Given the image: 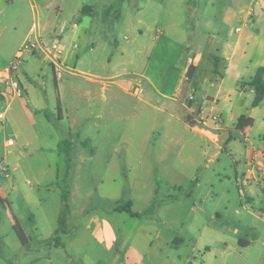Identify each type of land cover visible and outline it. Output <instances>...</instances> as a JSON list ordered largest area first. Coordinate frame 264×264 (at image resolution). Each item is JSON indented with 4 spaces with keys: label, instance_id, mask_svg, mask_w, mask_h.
Here are the masks:
<instances>
[{
    "label": "rangeland",
    "instance_id": "1",
    "mask_svg": "<svg viewBox=\"0 0 264 264\" xmlns=\"http://www.w3.org/2000/svg\"><path fill=\"white\" fill-rule=\"evenodd\" d=\"M236 2L238 0L0 1V60H6L8 65L26 41L37 17L43 27L58 13L66 21L78 20L80 28L89 27L79 40L75 66L79 73H66L58 79L53 68L41 63V57L31 59L29 56L23 58L17 72L25 82L23 96L36 122L25 117V128L21 131L12 112L8 114L14 121L11 126L7 125L6 133L17 144L16 150L9 152L0 146V160H4L0 164V264H25L30 250L25 246L20 225H30L28 219L39 213L40 200L47 202L41 228L47 232L52 208L63 205L62 197H66L68 191L75 201L87 196L92 206L99 208L109 206L113 199L124 204L132 200L133 210L138 211L156 199L177 193L175 186L187 189L196 184V180L202 185L195 196L180 198L169 213L172 217H183L187 213L186 224L177 227L179 232L174 236L172 232L177 231L176 228L163 230L165 240L172 237L169 246L165 243L158 246L157 240L153 247L148 243L150 234L154 235L161 225L159 220L145 221L139 227L142 222L126 212L123 216L127 222L115 219L118 228L123 229L125 235L128 233L132 245L149 250L144 264H264L263 188L255 184L238 185L237 165L226 142L218 156L214 155L213 148L205 152V147L211 144L200 140L194 131L162 109L166 100L162 94L173 96L184 76L191 50H206L205 42L210 36H215L219 44L223 41L233 25L225 24L226 13ZM82 5L91 6L95 14L90 18L86 13H77ZM72 30L75 29L69 27L66 35ZM94 44H101L100 55L107 65L110 54L115 53L118 46L119 51L127 48L124 50L129 53L124 58L127 62L121 69L128 68L133 86L144 87L142 95H134L111 82L105 89L100 83L94 88L89 74L105 77L109 72L104 70L103 64L98 66L95 62L91 51ZM152 93L157 100L145 102L147 94ZM243 113L252 122L243 119L230 122L229 127L222 130L223 135L225 138L236 135L232 148H250L243 140L251 142L264 163V103L261 108L253 107L252 98L247 95ZM237 128L246 130L243 139L234 132ZM65 140L71 142L70 162L66 157ZM61 144L64 151L60 149ZM144 149L145 155H142ZM150 149H169V161H149L153 157H148L146 151ZM7 166L10 169L3 171ZM57 181L60 185L51 188ZM64 184L69 187L66 189ZM29 190L32 191L30 196ZM103 197L109 198L108 203L102 202ZM30 198L32 202L28 204ZM199 198H203L207 212H222L223 217L217 218L213 227L221 230V238L227 243H216L220 237L202 236L196 229V213L192 207L193 204L197 208L201 206ZM169 207L162 206V215L168 213ZM13 219L19 223L17 226L12 223ZM32 237L35 245V237ZM176 237L183 241L175 243ZM235 239H247L250 245L242 247ZM208 240L214 244L209 253L201 247ZM89 246L80 245L87 252V264H96L100 256H105L104 251L99 246L92 250ZM194 247L203 249L202 253ZM204 253L207 255L202 257Z\"/></svg>",
    "mask_w": 264,
    "mask_h": 264
},
{
    "label": "crops",
    "instance_id": "2",
    "mask_svg": "<svg viewBox=\"0 0 264 264\" xmlns=\"http://www.w3.org/2000/svg\"><path fill=\"white\" fill-rule=\"evenodd\" d=\"M250 10H253V14H250ZM79 12L86 13L85 15L88 17L95 14V10L91 6L86 5L78 8L77 13ZM64 21L66 19H62L58 13L52 21H47V24L43 28L44 33L48 37L55 35ZM225 24L233 25L227 31L225 38L220 44L215 41V36H210V40L205 42L207 46L206 50L203 48L200 51L191 50L192 55L188 57L183 73L184 76L180 79L179 85L176 86L173 96L162 94L163 97H166L162 109L168 111L169 115L173 119H176L177 122L184 124L185 127L194 131L200 140L206 143L209 142L211 145L205 147V152L213 148L215 151L214 155L218 156L224 150L225 147L223 145L226 142L231 147V153L237 165L236 179L238 185L242 187L243 184L250 186H254L255 184L264 190V163L261 161L262 159L257 147L244 139L243 141L250 145V148H232L233 143L237 140L235 138L236 135L231 138H225L222 132V130L224 131V129L229 127L228 123L230 122L234 123L235 120L240 121V119H243V121L252 120L243 113V109L246 106L247 95L251 96L252 102L255 97V89L250 85V81L256 75L259 68L264 69V0H238L232 8L227 10ZM80 27L81 25L78 27L79 29L72 30L71 33L65 36L68 48L64 60L68 66L75 69V66L78 64L76 56L78 54L79 40H81L82 34L86 35L89 28ZM140 32L141 34L143 33L142 30ZM75 44H78V48H75ZM100 46L101 44H94L91 51L93 52L94 59H96L95 62H98L97 65L101 66L103 64L104 70L107 69L109 72L105 77L96 73L89 74V79L94 83V88H97V84L100 83L103 84L102 89H105L107 83L111 82L112 84L119 85L120 88L126 91H130L129 88L133 86L134 81L129 77L130 72L128 68L123 67L121 69L127 62L124 60L126 55L129 54L124 51L127 48L123 47V50L119 51L118 46L115 53L110 54L107 65L105 61L103 62L100 55ZM29 57L31 59L41 57L43 59L42 64H48V67L54 69L53 65L48 63L38 52H32ZM6 66H8L7 61L0 60V70ZM191 68L193 69V74L189 77L188 71ZM40 70L44 71L43 68H40ZM89 71L92 73V69H89ZM24 74L27 75V73ZM18 76L26 89L21 74H18ZM262 76L264 82V71ZM191 91L195 94V100H191L189 97ZM26 100L24 96H14L11 98L6 119L0 122V146H3L6 152L16 150L14 147L17 144V141L12 145L8 144V140L12 138H9L6 133L7 125L11 126L12 120L16 119L18 127L23 131L25 128V117L29 118L32 123L36 122V118L27 106ZM156 100L154 93L147 94V99H144L148 103ZM263 103L264 100L257 107H263ZM10 112H12L13 119L8 115ZM245 131L242 128L234 129V132L239 134L238 137L240 139H243V136L246 134ZM201 148L204 149V146L202 145ZM144 151L145 149L141 151L142 155H145ZM169 151V149H150L146 151V155L153 157L149 161L166 163L169 161L167 159ZM182 152L180 150V153ZM4 159H7L6 154ZM3 162L4 160H0L1 165ZM8 168L9 166L3 167V171H6ZM56 173L57 175L59 174V169H57ZM51 185V188L56 189L60 183L57 181L56 185L54 183ZM201 185L202 183L196 180V184L187 189H184L183 186H175L177 193L168 195L162 200L156 199L155 202L149 203L148 206L141 210H133L140 214L138 217L133 216L129 212L117 211L115 209L118 204H124V201L113 199L109 202V206L99 208L98 206H92V201L87 196L79 197V201H75V199L71 198L72 193L68 191L67 199L62 197L63 205L61 207L56 206L54 209L52 208L53 213L50 216L51 225L47 232L41 230L44 225L43 209H45V203L47 202L40 200L37 203V209H40L39 213L36 214V217L28 219L30 220V225H20L23 241L27 249L30 250V252L27 251L24 263L87 264V252L80 245H90L89 248L91 250L97 249V246H99L104 251L103 254L105 256H100L96 264H144L147 259L146 252L149 250H142L132 245L128 233L125 235L123 229L118 228L115 219L127 222L128 220L123 216V213L126 212L142 222L139 227H142L145 221L152 222L153 219L159 220L161 225L155 229L154 235L150 234L151 238L148 240V243L150 247H153L155 243L158 246L163 245V243L169 246L172 243L170 242L172 237L165 240L163 238V230L170 231L172 227L176 228L177 231L173 229L172 232V236H174L179 232V228L177 227H182L186 224L184 217L187 216V213L183 217H178L177 215L172 217L169 215L173 205L180 198L194 197ZM47 186L49 187L50 185ZM63 186H66V189L69 187L68 184H64ZM31 192L30 190L28 191L29 196ZM108 199V197H103L102 202L105 203ZM245 199L250 200L251 198L245 197ZM200 200L201 206L197 208L193 204L194 206L192 207V210L196 213V229L202 236L215 235L221 238V230L213 227V224L217 222V218L223 217L222 212L220 210H215L214 213L207 212L203 198ZM31 202L32 198L27 199L28 204ZM226 203L230 204L229 201H226ZM10 205H13L12 201ZM163 205L170 207L168 213L162 215L161 208ZM246 205L249 204L247 203ZM133 206L134 203L132 201V209ZM99 209H103L102 212ZM227 209L225 208V210ZM261 210H263L264 214V201ZM236 211L239 212V209H236ZM62 215H65L64 223H62ZM12 223L14 226L19 224L16 219H13ZM215 225L217 226V224ZM236 229L238 230L237 227ZM32 236L35 237V245L33 244L34 239ZM220 238L216 239V243H227L225 238H221V240ZM156 240L157 242L154 243ZM182 241L183 239L180 237L175 238V243ZM235 241H238V244L242 247L250 245V241L247 239H235ZM212 243L213 241L211 240L205 241L201 247L207 253L212 252L214 247ZM194 249L200 253L203 251L201 248L194 247ZM55 250L57 252L54 253ZM225 251L222 250V252ZM207 253L202 254V257H205ZM29 254L30 256H28Z\"/></svg>",
    "mask_w": 264,
    "mask_h": 264
},
{
    "label": "built area",
    "instance_id": "3",
    "mask_svg": "<svg viewBox=\"0 0 264 264\" xmlns=\"http://www.w3.org/2000/svg\"><path fill=\"white\" fill-rule=\"evenodd\" d=\"M250 14H253V10H250ZM79 26L80 22L78 20L64 21L57 33L48 37L44 33V27L37 17V21L33 23L30 33L18 50L15 59L0 70V122L6 119L10 99L14 96H23L25 87L17 72L23 58L30 56L32 52H38L48 63L53 65L56 76L59 79L63 77L64 73H79L75 68L68 66L64 60L68 48L65 41L66 32L69 27L76 30ZM75 48H78V44H75ZM130 91L134 95L139 96L143 93L144 87L141 85L132 86ZM189 97L191 100L195 99L193 91L189 93ZM14 143V139L8 140L9 145Z\"/></svg>",
    "mask_w": 264,
    "mask_h": 264
},
{
    "label": "trees",
    "instance_id": "4",
    "mask_svg": "<svg viewBox=\"0 0 264 264\" xmlns=\"http://www.w3.org/2000/svg\"><path fill=\"white\" fill-rule=\"evenodd\" d=\"M86 8V7H84ZM193 69H189L188 71V76L191 77L193 74ZM264 69L263 68H259L256 75L253 77V79L250 81V85L254 87L255 89V97L254 100L252 102L253 107H257L261 104V102L264 100V82H263V73ZM64 143H66V157H67V161L70 162L71 161V142L68 140H65ZM61 150L64 151L63 145L61 144ZM65 146V145H64ZM67 199V196L65 197ZM172 198H174V196H172ZM117 211H126L129 212L130 214H132L133 216H140L139 213L134 212L132 209V201H128L126 204H118L115 208ZM63 219H62V223L65 222V215H63ZM242 243V241H241Z\"/></svg>",
    "mask_w": 264,
    "mask_h": 264
}]
</instances>
